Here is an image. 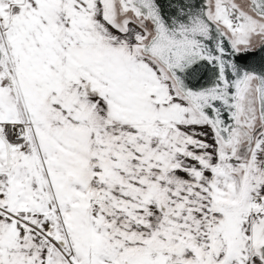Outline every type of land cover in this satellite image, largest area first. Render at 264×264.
Listing matches in <instances>:
<instances>
[{
  "label": "snow or ice",
  "instance_id": "snow-or-ice-1",
  "mask_svg": "<svg viewBox=\"0 0 264 264\" xmlns=\"http://www.w3.org/2000/svg\"><path fill=\"white\" fill-rule=\"evenodd\" d=\"M0 264H264V0H0Z\"/></svg>",
  "mask_w": 264,
  "mask_h": 264
}]
</instances>
